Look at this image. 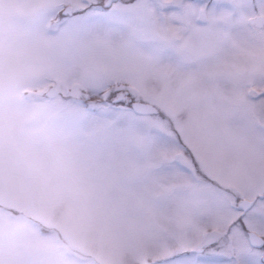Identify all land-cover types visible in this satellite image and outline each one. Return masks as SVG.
Returning a JSON list of instances; mask_svg holds the SVG:
<instances>
[{
  "label": "snow or ice",
  "instance_id": "snow-or-ice-1",
  "mask_svg": "<svg viewBox=\"0 0 264 264\" xmlns=\"http://www.w3.org/2000/svg\"><path fill=\"white\" fill-rule=\"evenodd\" d=\"M14 8L35 57L14 86L73 117L112 264H264V0H0Z\"/></svg>",
  "mask_w": 264,
  "mask_h": 264
},
{
  "label": "rangeland",
  "instance_id": "rangeland-1",
  "mask_svg": "<svg viewBox=\"0 0 264 264\" xmlns=\"http://www.w3.org/2000/svg\"><path fill=\"white\" fill-rule=\"evenodd\" d=\"M22 18L19 8L0 15V264H112L102 177L73 117L45 98L46 85L14 86L35 63Z\"/></svg>",
  "mask_w": 264,
  "mask_h": 264
},
{
  "label": "water",
  "instance_id": "water-1",
  "mask_svg": "<svg viewBox=\"0 0 264 264\" xmlns=\"http://www.w3.org/2000/svg\"><path fill=\"white\" fill-rule=\"evenodd\" d=\"M44 93H45L46 95H48V94H47V89L45 90V92H44Z\"/></svg>",
  "mask_w": 264,
  "mask_h": 264
},
{
  "label": "flooded vegetation",
  "instance_id": "flooded-vegetation-1",
  "mask_svg": "<svg viewBox=\"0 0 264 264\" xmlns=\"http://www.w3.org/2000/svg\"><path fill=\"white\" fill-rule=\"evenodd\" d=\"M45 98H46V99H49L50 97H49V96H46Z\"/></svg>",
  "mask_w": 264,
  "mask_h": 264
}]
</instances>
